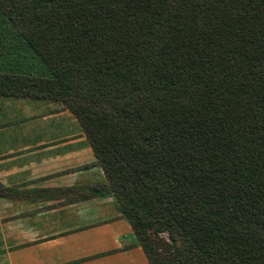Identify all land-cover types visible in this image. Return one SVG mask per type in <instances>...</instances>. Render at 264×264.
<instances>
[{
    "label": "trees",
    "instance_id": "16d2710c",
    "mask_svg": "<svg viewBox=\"0 0 264 264\" xmlns=\"http://www.w3.org/2000/svg\"><path fill=\"white\" fill-rule=\"evenodd\" d=\"M0 96L76 116L150 264H264V0H0Z\"/></svg>",
    "mask_w": 264,
    "mask_h": 264
},
{
    "label": "crops",
    "instance_id": "0c3cea01",
    "mask_svg": "<svg viewBox=\"0 0 264 264\" xmlns=\"http://www.w3.org/2000/svg\"><path fill=\"white\" fill-rule=\"evenodd\" d=\"M76 116L0 96V264H150Z\"/></svg>",
    "mask_w": 264,
    "mask_h": 264
}]
</instances>
